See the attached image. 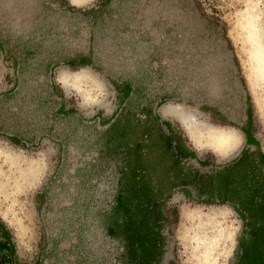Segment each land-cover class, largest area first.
I'll list each match as a JSON object with an SVG mask.
<instances>
[{
	"label": "rangeland",
	"instance_id": "1",
	"mask_svg": "<svg viewBox=\"0 0 264 264\" xmlns=\"http://www.w3.org/2000/svg\"><path fill=\"white\" fill-rule=\"evenodd\" d=\"M262 67L264 0H0V264H242L218 182L249 127L264 179Z\"/></svg>",
	"mask_w": 264,
	"mask_h": 264
},
{
	"label": "trees",
	"instance_id": "2",
	"mask_svg": "<svg viewBox=\"0 0 264 264\" xmlns=\"http://www.w3.org/2000/svg\"><path fill=\"white\" fill-rule=\"evenodd\" d=\"M165 125L167 127V131L169 132V135H165V137L171 141L168 146L171 151H173L172 153L176 159L173 163V166L179 169L177 164H180L183 158L187 156L191 157L192 155L188 154V151L185 149L180 138L174 136L175 134H172V131L167 126V124ZM138 149L140 150L139 147ZM246 154V151L241 153V155L236 160L223 167L224 170L219 175L221 176V179L219 177L218 183L223 189L222 191H224L226 194L228 193L230 197L235 198L237 201H240L245 213L248 214L247 217L249 219L246 226V242L249 245L246 248V261L244 259L242 264H264V179L261 180V178L256 175L254 170H257L258 166L256 163H254L255 161L250 159V157L248 158ZM242 163H246V166ZM144 169L145 168L141 164L132 168V171L129 170V173L127 170H125L123 177V180H125V177H130L131 180H139V183L137 182L138 185L136 186V191L134 192V198L138 200L139 206L145 204V199L143 198L144 192L142 182V180H144ZM171 170L173 169L170 167L169 171ZM181 183L176 182V184ZM176 184L174 185L176 186ZM182 184H184V182ZM255 184H258V186L253 188L252 186ZM244 193H248V198L247 195L244 196ZM127 202L126 200H121L118 204V207L122 209V214L124 215L127 213ZM142 216L143 215H141V217ZM142 225L144 224L142 223ZM142 228L145 230L144 227ZM133 240L136 241V243L139 241L142 242V238H134Z\"/></svg>",
	"mask_w": 264,
	"mask_h": 264
},
{
	"label": "crops",
	"instance_id": "3",
	"mask_svg": "<svg viewBox=\"0 0 264 264\" xmlns=\"http://www.w3.org/2000/svg\"><path fill=\"white\" fill-rule=\"evenodd\" d=\"M161 115H163V116H169V117L174 118L177 121L181 122L182 125L184 126V128L187 130V132L189 134H191L193 117L191 116V113L188 112V110H185L184 108L180 107L179 105H168L164 109H162ZM229 132H230V134L233 135L232 144L230 146L231 147V151L230 152H233V151H235V150L238 149L237 155L234 156V158H233V160L231 162H233L234 160H236L241 155V153H243L245 151H249L251 153L252 151H256L257 150V148H258L257 138L252 133V128L251 127H249V129L248 128H245V129H241L239 131V136L241 135L242 138H243V141H244V145L242 147H240L238 145L240 138H239L237 132H235L233 130H230V129H229ZM184 147L188 151V154H191L192 155L191 158L193 160H198V162L201 165H203L204 162H202L201 159H195V156H194V152L193 151L188 150L189 148H187V146H185V145H184ZM189 157L190 156H188V158ZM231 162H229V163H231Z\"/></svg>",
	"mask_w": 264,
	"mask_h": 264
},
{
	"label": "bare ground",
	"instance_id": "4",
	"mask_svg": "<svg viewBox=\"0 0 264 264\" xmlns=\"http://www.w3.org/2000/svg\"><path fill=\"white\" fill-rule=\"evenodd\" d=\"M246 21V20H245ZM248 24H249V29H250V32L252 33V35H257V32H256V30H255V27H256V23L255 22H252V21H248L247 22ZM246 25V24H245ZM250 33V34H251ZM260 33V32H259ZM260 44H258V46H259ZM263 69H262V71H263V75H262V77H263V79H264V67H262ZM223 132V131H222ZM224 133H226V132H224ZM228 134V133H227ZM221 135H223V134H221ZM221 135H217L215 138H217V140H222L223 142H224V144H225V141L227 140L228 141V139L229 140H231L229 137H227V136H222V137H220ZM235 138V137H234ZM233 139V138H232ZM208 142V141H207ZM210 143V142H209ZM228 146V145H227ZM214 147H216V146H214ZM220 147H222V146H220ZM218 149V148H217Z\"/></svg>",
	"mask_w": 264,
	"mask_h": 264
}]
</instances>
